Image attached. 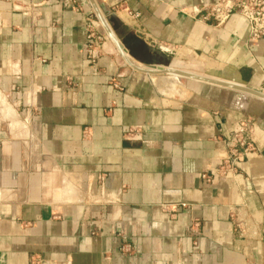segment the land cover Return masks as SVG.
Listing matches in <instances>:
<instances>
[{
	"label": "crops",
	"instance_id": "crops-1",
	"mask_svg": "<svg viewBox=\"0 0 264 264\" xmlns=\"http://www.w3.org/2000/svg\"><path fill=\"white\" fill-rule=\"evenodd\" d=\"M101 1L133 64L263 93L264 37L239 14L201 21L215 0ZM94 17L89 0H0V264H264L263 99L134 70L97 19L91 61ZM246 115L254 149L203 182Z\"/></svg>",
	"mask_w": 264,
	"mask_h": 264
},
{
	"label": "built area",
	"instance_id": "built-area-1",
	"mask_svg": "<svg viewBox=\"0 0 264 264\" xmlns=\"http://www.w3.org/2000/svg\"><path fill=\"white\" fill-rule=\"evenodd\" d=\"M233 14H239L249 24L248 38L256 41L264 37V0H215L206 5L199 13L198 18L214 26L224 24ZM94 17L87 24L86 54L89 60L94 61L96 48L102 43V37L96 32ZM264 93V91H262ZM255 128L254 118L250 115L243 116L235 122L230 138V146L221 162L208 168L201 174L203 182H209L210 176L219 174L224 178H233L237 164L245 159L254 149L253 133ZM185 207L186 204H180ZM236 227L244 237L255 239L261 232L249 214L238 210L234 215Z\"/></svg>",
	"mask_w": 264,
	"mask_h": 264
},
{
	"label": "water",
	"instance_id": "water-1",
	"mask_svg": "<svg viewBox=\"0 0 264 264\" xmlns=\"http://www.w3.org/2000/svg\"><path fill=\"white\" fill-rule=\"evenodd\" d=\"M89 2L91 3L93 10L96 14L97 20H98L97 27H98L99 34L100 35L104 34L101 24H104L106 26L108 24V28H110V32H111L110 34L113 37L112 40L114 41L119 53L121 54V56L123 57L125 62L134 70L146 73L148 75L167 74L168 78L175 80L180 84L184 83V78H192V79H195V80H198L200 82L207 83V84H210L213 86L228 88L231 90L242 92V93H245L247 95H251V96L257 97L259 99H263V101H264V93H261L257 90L249 88L247 86H239L237 84H231V83L224 82V81L220 82V81H216L213 79L202 78V77L194 76V75L184 76L181 73V69L186 70V71H194V72H197V71L194 70L195 68H192L190 64L184 63L183 61H180V60L173 58V57L169 59V62L167 63V65L149 64V65L142 67V66H137V65L133 64L128 58H126L124 56V52L126 54L128 53L127 49L123 45V43L119 40L116 32L111 28V26L109 25V23L106 19L110 15V10L107 7V5L104 4L101 0H89ZM237 96H239V94ZM238 98H242L246 103L250 102L246 96L242 95V97H238Z\"/></svg>",
	"mask_w": 264,
	"mask_h": 264
},
{
	"label": "trees",
	"instance_id": "trees-1",
	"mask_svg": "<svg viewBox=\"0 0 264 264\" xmlns=\"http://www.w3.org/2000/svg\"><path fill=\"white\" fill-rule=\"evenodd\" d=\"M113 29L115 30V32H116V29L113 27ZM116 33H118V32H116ZM123 43H125V45L127 44V38L126 37H124L123 39ZM126 47L128 48V50L130 51V53H132L133 55H134V52L131 50V48H130V46L127 44L126 45Z\"/></svg>",
	"mask_w": 264,
	"mask_h": 264
},
{
	"label": "rangeland",
	"instance_id": "rangeland-1",
	"mask_svg": "<svg viewBox=\"0 0 264 264\" xmlns=\"http://www.w3.org/2000/svg\"><path fill=\"white\" fill-rule=\"evenodd\" d=\"M96 19H97V18H96ZM106 19H107V21H108V23H109L108 17H107ZM97 24H98V21H97ZM109 25H110V23H109ZM98 26H99V25H98ZM99 28H100V27H99ZM103 33H104V32H103ZM104 35H106V34L104 33L103 36H104ZM150 76H152V78H154V77H153L154 75H150Z\"/></svg>",
	"mask_w": 264,
	"mask_h": 264
}]
</instances>
